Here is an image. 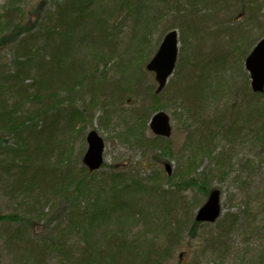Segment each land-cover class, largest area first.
Returning a JSON list of instances; mask_svg holds the SVG:
<instances>
[{
	"label": "trees",
	"instance_id": "trees-1",
	"mask_svg": "<svg viewBox=\"0 0 264 264\" xmlns=\"http://www.w3.org/2000/svg\"><path fill=\"white\" fill-rule=\"evenodd\" d=\"M26 1L9 0L0 10V50L8 49L12 56V69L0 72V186L9 197L23 198L15 211H0V223H17L18 229L0 225L2 247L9 248L21 237L36 264L54 253L59 264H165L179 243L183 222L182 201L161 186L162 172L150 168L142 175L143 171L116 168L107 161L103 166H110L109 171L90 172L72 150L82 130L77 127L88 118L90 106L98 104L110 114L109 107L117 105L127 127L124 135L134 148H143L144 154L163 149L164 156H172V147L163 145L169 139L145 134L151 113L162 104L161 94L141 81L156 52L152 36L165 17L161 9L168 6L167 0H56L33 13L26 9L32 0ZM127 20L131 31L125 36ZM193 46L189 47L194 56ZM225 60L211 73L201 64L197 78L194 61L192 74H187L190 79L185 77L186 65L177 74L178 101L188 121L194 118L192 143L186 146L196 156L208 157L215 151L214 138L206 134L208 126L203 123L209 112L205 110L218 93L214 83L222 82L211 77L219 76L213 72L224 69ZM125 97L133 99L126 100L131 107L124 108ZM253 97L263 102L258 105ZM253 97L246 103L247 112L240 107L243 113H236L226 131L225 117L222 122L212 120L224 129L221 133L228 142L253 132L254 122L264 115V93L254 92ZM253 133L264 141L260 130ZM195 155L186 159L192 171L181 181L205 195L210 173L195 175ZM228 157L219 152L216 161L223 165ZM64 200L69 206L48 216L46 207ZM189 215L187 211L186 219ZM43 217L48 222L55 219V228L44 236L34 235ZM230 219L234 229L237 220ZM191 222L195 235L204 223L192 218ZM177 264L195 263L181 258Z\"/></svg>",
	"mask_w": 264,
	"mask_h": 264
},
{
	"label": "rangeland",
	"instance_id": "rangeland-1",
	"mask_svg": "<svg viewBox=\"0 0 264 264\" xmlns=\"http://www.w3.org/2000/svg\"><path fill=\"white\" fill-rule=\"evenodd\" d=\"M8 1L0 0V10ZM54 1L56 0H32L26 9L33 13L36 9H45ZM23 2L28 1L23 0ZM165 4L168 6L162 7L161 11L163 10L162 13L166 14L158 28L155 29L152 44L156 43L158 47L166 32L172 29L178 30L180 51L176 71L169 77L168 85L160 93L159 101L162 104L160 109L171 116L172 136L169 141H164L163 145L166 148L172 147V156H164L163 149L154 148L144 154L143 148H134L132 139L124 135L127 127L124 124V116L120 114V106L109 107L111 113L106 114L98 104L90 106L87 111L89 112L88 118L78 125L77 129L82 130L75 138L76 143L73 145L72 151L84 165L82 157L87 148L86 135L89 130L96 128L105 138L106 161L111 164L110 166L127 168V171L137 173L140 170L143 171L142 175L150 168L162 172L161 186L174 191L171 195L182 201L179 217L183 222L179 229L180 232H178L179 243L175 245L171 253L172 256L165 264H177L181 258L184 262H194L195 264H264V141L260 142V137L253 133L254 130H260L262 133L258 135L264 137V115H261L260 118L258 114L260 120L257 118L254 122L253 132L250 130V134L242 135L235 143L224 139V135L221 133L224 129L212 124L213 119L222 122V118L225 117L222 124L224 123L226 131L229 124L234 123L233 120L238 112L243 113L240 107L245 112L249 108L246 103L251 100L254 91L251 89V78L245 67V58L253 49L254 44L264 35V0H167ZM123 26V31H125L123 35L126 36L131 31L130 21L124 22ZM234 42L236 43L234 44ZM193 44L196 45L192 47L194 48L193 54L196 58L201 59L199 62L190 52V47ZM11 58L8 49L0 50V72H9L12 69ZM224 60L226 61L224 69L218 68L213 72V76H219L211 77V79H215L214 82L219 79H222V82L218 81V86L214 83L218 93L214 97L212 96L211 99L214 102L211 107H207L205 110V112H209L203 123L208 126L206 134L211 139L214 138L213 149L215 148V151L208 157L203 155H197V157L193 150L187 149L186 146L189 142L192 143L190 123H194V118H191V122L188 121L187 113L181 107V102L178 101L175 89L178 82L177 74L181 71V65H186L185 77L190 79L187 74H192L190 67L194 64L193 61L196 63L194 77L199 73L201 64L211 73V68L220 65ZM144 69L146 72L143 73L141 80L143 87L152 85L153 91H155L157 88L155 74L148 71L146 65ZM88 99L89 96H87ZM128 99L131 98L125 97L123 100L125 101L124 108L131 107L126 101ZM253 99L259 105L261 99L258 97H253ZM262 102L263 99L260 104ZM256 108L254 107V112H256ZM238 121L244 122L241 119ZM195 124L196 127L200 126V123ZM147 126L146 136L153 137L149 121ZM209 128H212L213 132H210ZM247 130L249 128H246ZM219 152H226L229 156L223 165L216 161ZM194 155L196 156L195 175L204 172L210 173L208 188L217 187L222 190L224 209L217 222L198 226L195 235L190 232L193 224L191 218L192 221L195 220L197 208L206 202L208 193L204 195L199 189L186 187L185 182L181 181L183 174L186 179L192 171L185 161ZM166 162L170 163L173 168L172 175H168L164 168ZM143 163L145 165H141ZM138 165L139 167H136ZM110 166H103L96 171L107 172L111 168ZM16 197L18 200L13 196L9 197L0 186V211L3 213L15 211V206L23 200L22 197ZM188 203H190V208L187 210ZM68 206L69 201L64 200L61 204L48 205L46 212L50 216L52 212L65 210ZM187 211L192 214L188 219L185 217ZM231 217L237 220L234 229L229 226ZM51 221L48 222V218L43 217V220L35 225L34 235L44 236L52 233L56 220L52 219ZM0 225H4V227L12 225L11 229L18 230L17 223L11 225L0 223ZM1 236L0 232V251H3L0 255V264H36L26 248L28 246L24 239L22 240L20 237L17 239L19 242L12 244L9 248H3ZM40 264H59V260L54 253V255L48 256L47 261L42 260Z\"/></svg>",
	"mask_w": 264,
	"mask_h": 264
},
{
	"label": "water",
	"instance_id": "water-1",
	"mask_svg": "<svg viewBox=\"0 0 264 264\" xmlns=\"http://www.w3.org/2000/svg\"><path fill=\"white\" fill-rule=\"evenodd\" d=\"M158 50L147 63V70L155 73V80L158 82L156 92L163 90L168 84V78L175 71L179 53L178 30L172 29L163 37ZM245 67L250 73L251 88L255 92H264V36L255 44L253 50L245 60ZM149 126L157 136L161 135L170 138L173 130L171 116L163 110H159L151 117ZM88 141L87 151L83 160L90 171H96L104 164L105 140L98 130H90L86 136ZM169 174L172 168L169 163L165 164ZM221 190L219 188L211 190L206 202L198 208L195 220L201 222H215L222 213Z\"/></svg>",
	"mask_w": 264,
	"mask_h": 264
}]
</instances>
